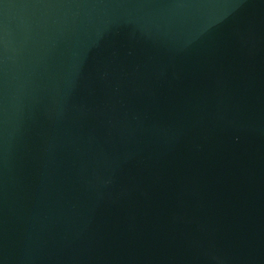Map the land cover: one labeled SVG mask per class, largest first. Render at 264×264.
Masks as SVG:
<instances>
[{"label":"water","instance_id":"95a60500","mask_svg":"<svg viewBox=\"0 0 264 264\" xmlns=\"http://www.w3.org/2000/svg\"><path fill=\"white\" fill-rule=\"evenodd\" d=\"M0 264H264V0H0Z\"/></svg>","mask_w":264,"mask_h":264}]
</instances>
